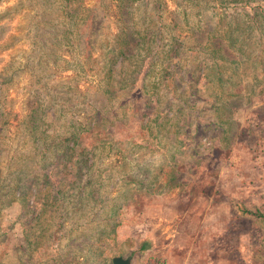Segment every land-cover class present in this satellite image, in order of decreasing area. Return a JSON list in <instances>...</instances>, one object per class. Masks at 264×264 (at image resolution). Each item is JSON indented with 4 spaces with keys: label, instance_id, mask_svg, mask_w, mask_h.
<instances>
[{
    "label": "rangeland",
    "instance_id": "obj_1",
    "mask_svg": "<svg viewBox=\"0 0 264 264\" xmlns=\"http://www.w3.org/2000/svg\"><path fill=\"white\" fill-rule=\"evenodd\" d=\"M114 256L264 264V0H0V264Z\"/></svg>",
    "mask_w": 264,
    "mask_h": 264
},
{
    "label": "trees",
    "instance_id": "obj_2",
    "mask_svg": "<svg viewBox=\"0 0 264 264\" xmlns=\"http://www.w3.org/2000/svg\"><path fill=\"white\" fill-rule=\"evenodd\" d=\"M139 43V42H138ZM122 51V46H120V44L118 45L117 47V55H119ZM116 53V52H115ZM105 55H108V64L107 63H104V70L105 72H108L109 74H111V76H109V78H105L103 80H101V84H103V89H104V92H108L109 89H110V86L112 87L113 83H120L121 85H125V87H128L130 89H133L134 91L136 90H141V87L142 85H140L137 80H133V79H129L127 77H125V74L121 73L120 70H118V77L117 79L113 78V75H112V70H113V65H112V62H116V58L114 56H116V54L114 55L113 54V50H109L108 52L105 53ZM123 61H120V64L122 63ZM138 67V64L135 65V68ZM136 71V69H133L131 72H134ZM219 81H222V78H219L218 79ZM253 214H256L258 216H263L261 213L259 212H255Z\"/></svg>",
    "mask_w": 264,
    "mask_h": 264
},
{
    "label": "water",
    "instance_id": "obj_3",
    "mask_svg": "<svg viewBox=\"0 0 264 264\" xmlns=\"http://www.w3.org/2000/svg\"><path fill=\"white\" fill-rule=\"evenodd\" d=\"M112 264H131L130 257L114 256L112 257Z\"/></svg>",
    "mask_w": 264,
    "mask_h": 264
}]
</instances>
